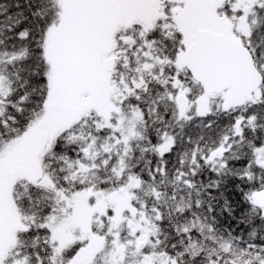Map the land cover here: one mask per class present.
I'll use <instances>...</instances> for the list:
<instances>
[{"label": "snow or ice", "instance_id": "6c2138e0", "mask_svg": "<svg viewBox=\"0 0 264 264\" xmlns=\"http://www.w3.org/2000/svg\"><path fill=\"white\" fill-rule=\"evenodd\" d=\"M0 264H264V0H0Z\"/></svg>", "mask_w": 264, "mask_h": 264}]
</instances>
